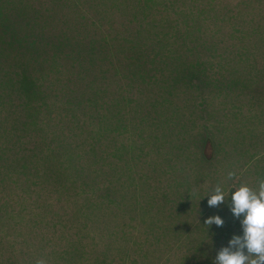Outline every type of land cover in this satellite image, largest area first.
<instances>
[{
    "label": "rangeland",
    "instance_id": "1",
    "mask_svg": "<svg viewBox=\"0 0 264 264\" xmlns=\"http://www.w3.org/2000/svg\"><path fill=\"white\" fill-rule=\"evenodd\" d=\"M261 7L219 0V49H113L106 60L117 58L125 81L117 107L108 96L122 133L108 173L0 171V264H214L243 234L230 192L264 179ZM110 32V0H0V52L99 53ZM23 99L42 108L33 89ZM217 185L225 203L209 207ZM217 215L223 226L208 228Z\"/></svg>",
    "mask_w": 264,
    "mask_h": 264
},
{
    "label": "trees",
    "instance_id": "2",
    "mask_svg": "<svg viewBox=\"0 0 264 264\" xmlns=\"http://www.w3.org/2000/svg\"><path fill=\"white\" fill-rule=\"evenodd\" d=\"M110 14V39L102 52H0V171L107 174L110 143L122 135L115 94L125 81L117 58L106 60L110 52L127 48L168 56L174 49H219V0H110ZM109 70L115 78L107 85ZM23 82L35 90L34 105L42 108L20 106L32 92ZM111 91L116 107L108 101ZM13 101L19 103L15 112ZM74 142L87 161L73 154Z\"/></svg>",
    "mask_w": 264,
    "mask_h": 264
},
{
    "label": "clouds",
    "instance_id": "3",
    "mask_svg": "<svg viewBox=\"0 0 264 264\" xmlns=\"http://www.w3.org/2000/svg\"><path fill=\"white\" fill-rule=\"evenodd\" d=\"M234 176L235 172L228 173L229 179ZM230 193V211L238 219L243 217V234L234 235L228 246L221 248L214 264H264V179L255 188L241 184ZM209 197L208 206L217 207L225 203L226 194L217 185ZM213 224L222 227L224 221L218 215L206 219L205 225L208 228ZM35 264H46V261L38 259Z\"/></svg>",
    "mask_w": 264,
    "mask_h": 264
}]
</instances>
